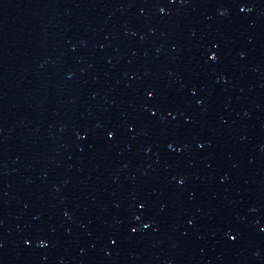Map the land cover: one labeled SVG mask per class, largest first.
<instances>
[{
  "label": "water",
  "instance_id": "obj_1",
  "mask_svg": "<svg viewBox=\"0 0 264 264\" xmlns=\"http://www.w3.org/2000/svg\"><path fill=\"white\" fill-rule=\"evenodd\" d=\"M0 264H264V0H0Z\"/></svg>",
  "mask_w": 264,
  "mask_h": 264
},
{
  "label": "snow or ice",
  "instance_id": "obj_2",
  "mask_svg": "<svg viewBox=\"0 0 264 264\" xmlns=\"http://www.w3.org/2000/svg\"><path fill=\"white\" fill-rule=\"evenodd\" d=\"M161 11H163V9H161ZM211 59H216L215 55H213V56L211 57ZM151 95H152V93L150 92V93H149V96H151ZM153 114H154V113H153ZM108 135H109V136H112L113 133H112V132H109ZM169 147H171V145H169ZM181 183H182V181H181ZM141 207H143V205H141ZM145 227H148V225H145ZM133 231H136V229H133ZM42 243H43V242H42Z\"/></svg>",
  "mask_w": 264,
  "mask_h": 264
}]
</instances>
